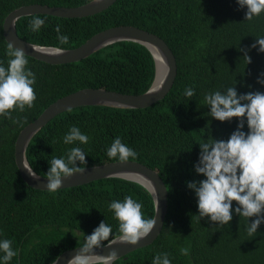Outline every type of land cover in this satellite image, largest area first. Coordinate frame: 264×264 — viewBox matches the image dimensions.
<instances>
[{"label": "trees", "instance_id": "1", "mask_svg": "<svg viewBox=\"0 0 264 264\" xmlns=\"http://www.w3.org/2000/svg\"><path fill=\"white\" fill-rule=\"evenodd\" d=\"M89 1L0 0V59L6 66L4 21L13 9L32 3L72 7ZM245 13L246 8L241 9L236 0H117L87 17L33 14L18 20L23 39L61 48L78 47L110 27L134 25L162 37L177 58L176 80L161 100L143 108L84 105L69 109L49 121L27 149L31 166L46 176L52 157L63 156L76 146L63 144L62 137L77 125L90 137L87 145H79L88 154L82 168L119 161L108 158L107 148L121 137L138 154L129 160L146 164L161 175L169 194L161 233L152 244L113 264H152L158 252L170 253L172 264H264V223L258 234L249 237L245 219L234 211L235 201L229 225L219 228L208 219L200 220L197 197L187 186L188 181L205 178L194 167L201 151L199 142L209 135L227 140L239 123V118L222 122L209 116L205 94L236 81L239 93L264 92V84L257 80L264 74V53L258 51V44L252 47L256 36H264V13L251 21L245 20ZM36 15L46 18V23L33 32L29 21ZM58 24L69 37L67 44L58 40ZM241 49L251 56L248 65ZM26 56L28 67L37 76V99L34 107L13 111V119L0 118V229L18 251L9 264H52L64 251L83 244L85 235L101 221L111 224L119 235L118 221L107 208L111 200L131 195L143 203L142 212L150 219L155 215V202L144 185L121 177L62 188L57 193L28 185L15 160L20 131L50 104L82 88L146 92L155 79L156 62L145 45L134 41L116 42L70 63L51 64ZM189 86L195 89L193 97L184 95ZM244 130L248 131L247 124ZM181 248H187L189 255H181Z\"/></svg>", "mask_w": 264, "mask_h": 264}, {"label": "clouds", "instance_id": "2", "mask_svg": "<svg viewBox=\"0 0 264 264\" xmlns=\"http://www.w3.org/2000/svg\"><path fill=\"white\" fill-rule=\"evenodd\" d=\"M236 2L241 9L246 8L245 20L251 21L264 13V0ZM45 23L46 18L36 15L30 19L29 27L37 32ZM56 32L60 44H67L69 37L61 33L59 24ZM256 37L258 39L252 47L256 48L258 44V51L264 53V36ZM241 51L244 52L243 58L248 65L251 63V56L247 50ZM5 54L8 57L6 66L4 60L0 59V118L13 119V111L23 112L26 108L34 107L37 99L34 87L37 76L28 67L29 59L23 49L9 42ZM257 80L264 84V74ZM236 84L237 81L223 89L209 91L204 96L205 105L210 106L209 116L222 122L239 118V123L227 140L209 135L207 139L199 142L201 151L194 167L195 172L203 174L205 178L188 181L187 186L194 190L197 197V215L200 220L208 219L219 228L229 225L233 219L235 201L237 205L234 211L245 219L246 233L253 237L264 223V92L239 93ZM184 95L193 97L195 89L187 87ZM14 122L19 123V120ZM245 124L248 131L244 130ZM89 140L90 137L77 125H72L63 135V144L76 146L69 148L65 155L53 156L49 161L50 167L46 172V190L49 193H57L61 189L62 178L86 170L81 165L87 164L88 154L79 145H87ZM137 155L136 150L123 143L121 137H116L107 148V156L112 160L124 162L130 158L135 159ZM26 168L34 178L37 177L34 170ZM107 208L118 221L119 235L114 234L111 224L101 221L91 234L85 235L84 243L68 264H94L96 249L104 247L105 241L108 245L116 242L136 244L153 231L157 222L156 219L145 218L142 212L143 203L131 195H126L123 200H111ZM254 216L256 219L250 221L249 218ZM12 245L13 241L3 238V230L0 229V264H9L18 255ZM180 254L187 256L189 250L181 248ZM117 257V252L113 250L107 255L106 261H114ZM152 264H172L170 253L158 252L153 257Z\"/></svg>", "mask_w": 264, "mask_h": 264}, {"label": "water", "instance_id": "3", "mask_svg": "<svg viewBox=\"0 0 264 264\" xmlns=\"http://www.w3.org/2000/svg\"><path fill=\"white\" fill-rule=\"evenodd\" d=\"M117 0H91L80 6H50L42 3H32L13 9L4 21V36L7 42L21 48L25 54L36 59L51 63L62 64L80 61L98 50L120 41H134L145 45L153 54L156 62V75L150 88L141 94L122 93L104 88H82L50 104L33 122L26 125L19 133L15 144V160L25 182L37 189L46 190L48 178L38 173L30 164L27 149L35 135L55 116L69 109L84 105H102L118 108L148 107L164 98L171 90L178 73V63L175 53L169 44L159 35L134 25H118L102 30L86 42L75 48H61L33 43L23 39L17 29V22L21 17L33 14H50L66 18H82L103 12ZM158 61L162 62V76L159 77ZM24 162V163H23ZM34 170L37 177H33L28 169ZM84 172H76L69 177L62 178V188L73 187L89 183L94 180L121 177L141 183L150 190L155 202L157 220L153 231L136 244L116 242L105 244L97 248L93 260L103 264H113L106 261L107 255L113 250L118 254L117 259L152 244L161 233L169 209L168 188L161 175L153 168L135 160L107 162L100 165L83 167ZM156 187V188H155ZM157 189V196H156ZM80 246L70 248L59 255L52 264H68L76 255ZM116 259V260H117Z\"/></svg>", "mask_w": 264, "mask_h": 264}, {"label": "bare ground", "instance_id": "4", "mask_svg": "<svg viewBox=\"0 0 264 264\" xmlns=\"http://www.w3.org/2000/svg\"><path fill=\"white\" fill-rule=\"evenodd\" d=\"M162 62L161 61H158V68H159V77H161L162 76Z\"/></svg>", "mask_w": 264, "mask_h": 264}]
</instances>
